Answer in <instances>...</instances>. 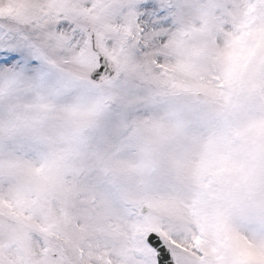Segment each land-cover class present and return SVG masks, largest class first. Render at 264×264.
Returning <instances> with one entry per match:
<instances>
[{
  "label": "snow or ice",
  "instance_id": "6c2138e0",
  "mask_svg": "<svg viewBox=\"0 0 264 264\" xmlns=\"http://www.w3.org/2000/svg\"><path fill=\"white\" fill-rule=\"evenodd\" d=\"M0 264H264V0H0Z\"/></svg>",
  "mask_w": 264,
  "mask_h": 264
}]
</instances>
